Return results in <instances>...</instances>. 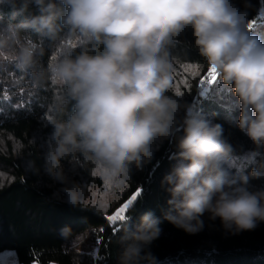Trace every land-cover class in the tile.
<instances>
[{"label": "clouds", "instance_id": "obj_1", "mask_svg": "<svg viewBox=\"0 0 264 264\" xmlns=\"http://www.w3.org/2000/svg\"><path fill=\"white\" fill-rule=\"evenodd\" d=\"M4 5L11 14L0 12V71L55 93L42 118L50 129L42 163L29 164L61 186L65 203L102 213L154 158L158 143L176 140L175 163L161 181L167 208L162 216L143 212L134 228V214L120 221L118 264H157L151 245L165 221L190 235L203 231L205 216L231 235L264 223V185L251 183L264 181V36L247 19L250 4L0 0ZM186 29L207 62L206 83L229 90L236 126L256 146L246 153L251 163L260 157L250 172L227 167L235 148L223 125L180 102L172 50ZM182 67L189 72L193 64ZM84 172L99 184L76 179ZM61 234L72 237L68 227Z\"/></svg>", "mask_w": 264, "mask_h": 264}, {"label": "trees", "instance_id": "obj_2", "mask_svg": "<svg viewBox=\"0 0 264 264\" xmlns=\"http://www.w3.org/2000/svg\"><path fill=\"white\" fill-rule=\"evenodd\" d=\"M233 3L241 10L246 3L251 5L247 19L256 21L251 26L253 32L264 36V20L259 18L264 0H233ZM0 12L7 17L11 9L0 6ZM178 40L172 51L178 62L176 88L183 94L180 102L201 109L209 119L221 123L235 148L227 167L233 173L250 172L260 157L255 163L247 160L246 153L256 146L236 126L239 110L229 103L231 93L212 85L201 86L210 77L207 62L194 47L191 29H186ZM47 59L46 55L44 61ZM196 62L203 67L197 68ZM185 63L193 64L192 71L183 70ZM54 95L47 88L33 90L29 79L19 72L0 71V173L6 176L0 181V252L13 250L20 264H118L121 233L116 229L119 230L121 222L110 223L107 215L139 190L141 195L125 211V216L134 214L133 228L145 211L162 216L169 195L161 181L175 163L170 158L178 151L176 140L158 143L154 158L134 171L133 180L102 213L95 214L91 207L73 208L64 202L61 186L42 172L33 174L29 164L30 160L37 165L42 163L41 152L50 131L42 118ZM260 151L264 153V149ZM76 179L99 184L91 181L86 172ZM251 183L264 185L259 180ZM133 207L135 211L131 212ZM204 221L203 231L195 235L163 222L161 236L151 245L157 264H264V223L254 231L231 235L224 232L218 219L211 221L205 216ZM65 227L71 229V238L61 234ZM81 237L89 238L87 248L75 245ZM98 238H102L99 244Z\"/></svg>", "mask_w": 264, "mask_h": 264}, {"label": "rangeland", "instance_id": "obj_3", "mask_svg": "<svg viewBox=\"0 0 264 264\" xmlns=\"http://www.w3.org/2000/svg\"><path fill=\"white\" fill-rule=\"evenodd\" d=\"M259 18H261L262 20H264V8H262L260 10V14H259ZM256 21H254L251 26H253L255 24ZM258 23V22H257ZM6 179V176L2 173H0V181H4ZM132 198V196L128 199L130 200ZM117 197L110 203V205L116 201ZM125 201L124 203H122L118 208H116V210L111 213V214H108V216L110 215H115L116 212L121 208L123 207V205L125 203L128 202ZM126 211V210H125ZM110 223H115V222H112V221H109ZM117 222V221H116ZM88 240L89 238L87 239V237H81L79 239H77V242L75 243V245L77 246V248L81 249V248H87L86 244H88ZM85 245V246H84ZM0 264H20L16 258V255H15V252L13 250H4L2 252H0ZM31 264H39L38 262H33ZM51 264H56V263H51Z\"/></svg>", "mask_w": 264, "mask_h": 264}, {"label": "snow or ice", "instance_id": "obj_4", "mask_svg": "<svg viewBox=\"0 0 264 264\" xmlns=\"http://www.w3.org/2000/svg\"><path fill=\"white\" fill-rule=\"evenodd\" d=\"M141 195L140 191L138 190L135 195L132 196V198L130 200H128L127 203H125L123 205V207H121L115 215H110L107 217L108 221H112V222H116V221H121L125 218V210L129 208V206L133 203V201H135L137 199V197H139ZM118 231V229H116ZM101 232L104 231L103 228L100 229ZM102 238H98L97 239V244H99L101 242Z\"/></svg>", "mask_w": 264, "mask_h": 264}, {"label": "built area", "instance_id": "obj_5", "mask_svg": "<svg viewBox=\"0 0 264 264\" xmlns=\"http://www.w3.org/2000/svg\"><path fill=\"white\" fill-rule=\"evenodd\" d=\"M208 80V79H207ZM209 84L206 83V80L204 82L201 83L202 87L208 86Z\"/></svg>", "mask_w": 264, "mask_h": 264}]
</instances>
